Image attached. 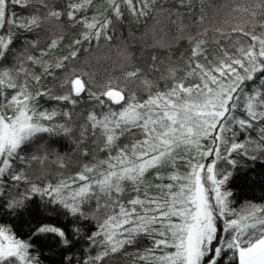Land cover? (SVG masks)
Listing matches in <instances>:
<instances>
[{
	"label": "snow or ice",
	"instance_id": "1",
	"mask_svg": "<svg viewBox=\"0 0 264 264\" xmlns=\"http://www.w3.org/2000/svg\"><path fill=\"white\" fill-rule=\"evenodd\" d=\"M117 258L264 264V0H0V264Z\"/></svg>",
	"mask_w": 264,
	"mask_h": 264
},
{
	"label": "trees",
	"instance_id": "2",
	"mask_svg": "<svg viewBox=\"0 0 264 264\" xmlns=\"http://www.w3.org/2000/svg\"><path fill=\"white\" fill-rule=\"evenodd\" d=\"M120 31H121L120 29L117 30V36L114 37V40H113V44H114V45H116V44L119 43V40H120V35H119V33H120ZM122 31H123V37H122V38H123L124 40L128 41L129 44H133V43L135 44V47H132L130 50L133 51V52L136 54V57H137V63L143 64V63H144V60L139 58V56H140V52H141L140 41H139V40H136V41L129 40V37H128V31H127L126 28L123 29ZM137 35H139V33H137ZM186 47H187L186 43H183V42H182V43L179 45V47L173 49V51H174L176 54H179V53H180L184 48H186ZM161 54H163V53H161ZM146 55H150V52L147 53ZM85 97H86V94H85ZM48 103H52V102H48ZM88 107H90L89 104L81 105L80 108L77 109V111H80L81 108H88ZM62 143H65V144H66V147L63 149L64 151H68V150L71 148V145H67L66 142H63V141H62ZM83 147H87V148L90 149V148L92 147L91 140H89L87 144L83 145ZM72 159H73V160H79V159H81V156L79 155V153H77ZM73 170H74V169H73ZM114 264H121L120 259L117 258V259L115 260Z\"/></svg>",
	"mask_w": 264,
	"mask_h": 264
}]
</instances>
